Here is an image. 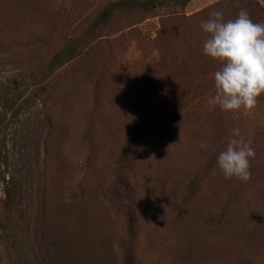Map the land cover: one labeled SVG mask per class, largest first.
<instances>
[{
	"label": "rangeland",
	"instance_id": "1",
	"mask_svg": "<svg viewBox=\"0 0 264 264\" xmlns=\"http://www.w3.org/2000/svg\"><path fill=\"white\" fill-rule=\"evenodd\" d=\"M222 1L235 19L238 0L183 13L210 8L207 20ZM101 3L0 0V264H36L27 229H8L12 179L22 209L42 206L45 249L72 242L87 264H264V95L235 116L209 106L221 65L203 54L201 22L135 13L90 33ZM71 39L73 58L50 67ZM234 127L252 132L247 183L216 168Z\"/></svg>",
	"mask_w": 264,
	"mask_h": 264
},
{
	"label": "clouds",
	"instance_id": "2",
	"mask_svg": "<svg viewBox=\"0 0 264 264\" xmlns=\"http://www.w3.org/2000/svg\"><path fill=\"white\" fill-rule=\"evenodd\" d=\"M200 26L207 34L203 54L221 65L213 73L214 95L208 98L209 106H218L234 116L253 111L264 95V22H254L246 9L229 20L221 10H214ZM251 136L249 131L245 137L239 127L229 130L226 147L216 159V168L224 179L250 181L251 160L256 156ZM198 147L206 150L210 144L201 141Z\"/></svg>",
	"mask_w": 264,
	"mask_h": 264
},
{
	"label": "trees",
	"instance_id": "3",
	"mask_svg": "<svg viewBox=\"0 0 264 264\" xmlns=\"http://www.w3.org/2000/svg\"><path fill=\"white\" fill-rule=\"evenodd\" d=\"M191 1L192 0H102L100 9L95 12L94 15L90 16L89 30L90 33L101 29L107 30L112 26V21L119 16H128L126 18H129L131 14L135 13L160 14L159 12H162L161 15L164 16V21L174 22V24L180 23L182 26L186 25V27L180 28H187L189 30L196 27L200 22L205 21V17L208 16V12L210 10L209 8L208 10H203L193 16H186L183 11ZM238 2L240 3V7L247 10L254 22H264V10L260 9L256 2L253 0H238ZM226 4H228V1H222L219 4H216L213 9L217 10L221 7L225 9L227 6ZM78 46L79 42H76L75 39L69 40L68 43L52 57L50 67H57L58 65L61 66V63L73 58ZM187 71L188 70H184V73L187 74ZM204 73L205 72H199L201 77L204 76ZM186 74L185 79L188 78ZM35 164L36 166L38 165L37 163ZM28 182L31 184L30 195L32 194V184L34 183V179L30 177ZM8 184L11 185V188L7 193L6 201L9 203L12 202L13 204L15 203L16 205V208L14 209L13 206L8 203L10 209L7 208V212L11 215H16V222L8 229L11 232L15 231L18 235L22 231L23 227L27 229V236L25 239L29 245V250L33 252V260H35V263L87 264L82 260L80 252L72 250V242H70L67 247L65 246L67 242L62 243L57 241V238H54L52 246L45 249V228L42 227V206L40 203L34 205L32 201L31 203L29 202V206L26 210L22 209L21 204L24 202L25 198L21 194L16 195L15 181H13V179L8 181ZM42 235L44 237L43 243L41 242ZM25 239H20L22 240L20 242L22 243ZM81 241L88 249H84L88 254H91L95 258L103 259L104 246L102 249L96 248L93 244L89 243L90 240L86 241L82 236ZM80 248L84 252L82 246ZM126 259L128 264H134L131 263V260H129L128 257H126Z\"/></svg>",
	"mask_w": 264,
	"mask_h": 264
}]
</instances>
